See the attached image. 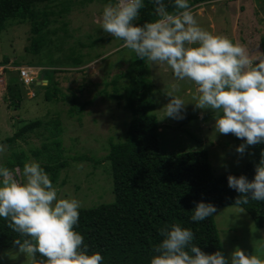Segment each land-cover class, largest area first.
<instances>
[{
    "label": "rangeland",
    "instance_id": "1",
    "mask_svg": "<svg viewBox=\"0 0 264 264\" xmlns=\"http://www.w3.org/2000/svg\"><path fill=\"white\" fill-rule=\"evenodd\" d=\"M189 2L201 27L214 35H224L233 42L243 43L253 57L262 53L260 40L264 36V0ZM105 5L103 1H95L87 6L77 4L63 17L52 16L51 24L42 34L48 46L39 54L31 52L32 31L29 22H12L0 34V65L14 68L33 65L56 70L51 73L50 69H45L34 83L35 86H22L20 104L12 103L7 91L8 83L17 77L15 70L0 84L1 89L5 87L4 98L0 103V144L8 145L7 152L0 154V162H7L12 153L23 152L25 163L36 160L44 165L45 158L36 157L33 152L42 148V140L35 136L28 138L27 142L16 140L11 147L6 139L13 137L28 122L60 118L64 126L62 140L66 148L65 156L69 164L60 171L54 186L60 189V196L80 200L81 209L114 202L111 164L106 157L110 143L117 144L125 140L132 117L124 109L123 102L111 101L104 94H99L107 83L110 84L121 75L136 56L131 50L120 47L122 40L101 29L98 20L102 17ZM59 9L53 7V11L58 12ZM62 21L68 23V37L64 41ZM78 41L92 45L81 49V53L85 54L84 65L71 68L65 62L70 49L73 46L80 47ZM58 47H63L59 56L56 53ZM53 54L59 61L54 66L58 67L48 65ZM4 62L7 64H2ZM49 74L50 77H47ZM147 77L154 85L155 114L161 127L163 155L205 150L216 176L237 173L248 163L260 162L261 155L256 157L253 154L254 146L248 147L241 156L236 148L244 143L243 140L232 134L223 135L215 131L216 114L195 107L196 100L193 97L198 93L193 83L178 81L166 65L151 62ZM124 83V80H119V86ZM54 85L69 95L75 94L81 103L91 104L84 108L81 115L70 116L69 105L46 99L47 90L50 89L47 87ZM107 91L109 94L115 93L113 86ZM169 93L185 101L184 119L165 117L164 107L171 99ZM79 155L92 157L93 162L74 161ZM214 220L225 256H230L238 247L264 259V229H258L248 213L241 212L237 206L224 207L217 210ZM0 264H30V259L19 253L18 248L0 250Z\"/></svg>",
    "mask_w": 264,
    "mask_h": 264
},
{
    "label": "trees",
    "instance_id": "2",
    "mask_svg": "<svg viewBox=\"0 0 264 264\" xmlns=\"http://www.w3.org/2000/svg\"><path fill=\"white\" fill-rule=\"evenodd\" d=\"M95 1H103L106 4L115 2V0H0V34L12 22H29L32 31L31 52L42 53L48 46L42 34L51 24L52 16L63 17L69 14L75 5L87 6ZM212 1L216 0H193V3ZM144 3L140 19L136 22L138 25L157 19L155 5L151 0H144ZM189 4L192 5L190 2ZM54 6L60 7L58 12L53 11ZM168 10L174 11L171 5ZM62 24L64 41L68 37V23L62 21ZM63 44L62 42L61 45ZM78 45L80 47L73 46L70 49L65 62L71 68L84 65L85 54L81 53V49L91 46L92 43L84 44L78 41ZM260 47L264 53V36L260 40ZM62 52L63 47L56 49L58 56ZM53 57L48 65L58 67L54 65L59 61L55 59L57 57L54 54ZM40 69V75L45 69H50L51 73L56 72L51 68ZM148 70L149 62L135 56L121 75L110 84L107 83L99 93L111 101L123 102L124 109L132 116L125 140L117 144L110 143V151L106 157L111 164L114 202L80 209L79 223L75 228L84 236L89 254L99 252L104 257L103 264H150L151 258L155 255L154 247L162 241L160 229L173 223L191 228L195 237L193 243L205 253L213 254L218 250L224 253L214 215L204 221L193 222L191 220L193 210L199 202L211 203L217 210L235 206V200L240 194L228 187V175L236 177L244 175L251 181L255 175V166L259 164L248 163L240 172L216 176L205 150L163 155L160 143L161 127L155 114L154 85L147 77ZM50 74L47 77H50ZM8 76L10 77V72ZM120 79L125 82L122 86H119ZM22 86L17 73V77L7 85L12 103H21ZM110 86H113L115 93H108ZM47 89L49 90L46 99L69 105V115L72 117L81 115L84 108L91 104L81 103L75 94L69 95L57 85L48 86ZM63 127L58 117H52L47 121L34 120L21 126L13 137L6 139V143L13 147L16 140L27 142L28 138L34 136L42 140L44 142L42 148L33 152L36 157L45 158V164L41 166L50 175L54 185L59 179L60 171L69 164L62 140ZM254 148L253 154L256 157L264 152V144H258ZM24 159L23 152H15L7 162H0V166L22 169ZM74 161L93 162V158L79 155ZM240 207L248 213L258 229H264V201L250 200L247 205ZM16 239L23 241L22 237L7 227V221L0 218V250L18 248L14 243Z\"/></svg>",
    "mask_w": 264,
    "mask_h": 264
},
{
    "label": "clouds",
    "instance_id": "3",
    "mask_svg": "<svg viewBox=\"0 0 264 264\" xmlns=\"http://www.w3.org/2000/svg\"><path fill=\"white\" fill-rule=\"evenodd\" d=\"M157 19L138 25L144 0H115L103 8L101 29L122 40L121 48L141 60L166 65L178 81L196 86L195 107L211 110L215 131L232 134L244 143L236 148L241 156L250 146L264 144V53L253 57L246 45L224 35H214L200 26L189 0H151ZM174 11H169V6ZM175 88V85H174ZM165 117L184 119L185 101L172 96ZM1 103V102H0ZM8 145L0 144V154ZM255 166L254 178L228 175V187L240 195L235 206L264 201V152ZM82 166V165H81ZM50 175L36 160L23 168L0 166V218L21 239L19 253L30 264H103L99 253L89 254L84 236L75 230L82 203L62 197ZM217 213L211 203L196 204L191 220L200 222ZM162 241L153 251L150 264H264L258 255L236 248L230 256L222 251L207 254L194 241L191 228L179 223L159 232ZM41 258H37V257Z\"/></svg>",
    "mask_w": 264,
    "mask_h": 264
},
{
    "label": "built area",
    "instance_id": "4",
    "mask_svg": "<svg viewBox=\"0 0 264 264\" xmlns=\"http://www.w3.org/2000/svg\"><path fill=\"white\" fill-rule=\"evenodd\" d=\"M18 73L19 79L23 87H32L36 80L40 77V68L22 66V67H11L10 65H0V84L7 78L8 72L14 71ZM35 85V84H34ZM1 87V86H0ZM5 87L0 88V102L4 98ZM35 96V93L33 94ZM2 96V97H1Z\"/></svg>",
    "mask_w": 264,
    "mask_h": 264
},
{
    "label": "crops",
    "instance_id": "5",
    "mask_svg": "<svg viewBox=\"0 0 264 264\" xmlns=\"http://www.w3.org/2000/svg\"><path fill=\"white\" fill-rule=\"evenodd\" d=\"M160 131H161V128H160Z\"/></svg>",
    "mask_w": 264,
    "mask_h": 264
}]
</instances>
